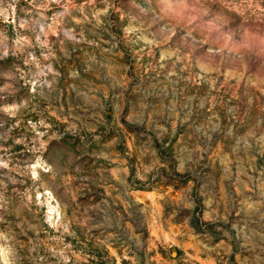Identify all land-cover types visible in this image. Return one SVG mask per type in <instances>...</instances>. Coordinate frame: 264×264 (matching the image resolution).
Here are the masks:
<instances>
[{"label": "rangeland", "instance_id": "rangeland-1", "mask_svg": "<svg viewBox=\"0 0 264 264\" xmlns=\"http://www.w3.org/2000/svg\"><path fill=\"white\" fill-rule=\"evenodd\" d=\"M0 264H264V0H0Z\"/></svg>", "mask_w": 264, "mask_h": 264}]
</instances>
